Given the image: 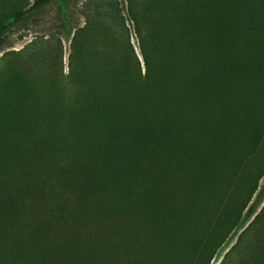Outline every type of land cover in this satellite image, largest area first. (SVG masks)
Returning <instances> with one entry per match:
<instances>
[{"label":"trees","instance_id":"obj_1","mask_svg":"<svg viewBox=\"0 0 264 264\" xmlns=\"http://www.w3.org/2000/svg\"><path fill=\"white\" fill-rule=\"evenodd\" d=\"M109 5L111 70L61 106L18 73L28 46L0 58V264L245 254L264 222V0H127L138 52Z\"/></svg>","mask_w":264,"mask_h":264},{"label":"rangeland","instance_id":"obj_2","mask_svg":"<svg viewBox=\"0 0 264 264\" xmlns=\"http://www.w3.org/2000/svg\"><path fill=\"white\" fill-rule=\"evenodd\" d=\"M110 1L113 0H54L29 12L3 37L0 42V58L8 52L28 46L16 56L17 70L22 77L18 76L49 107L61 106L65 92L68 91L65 88L67 82L76 85V92L83 93L98 84L100 75L111 70L109 59L113 47L108 40V18L107 14H100V11L114 13ZM116 1L138 52L132 23L128 19L127 0ZM32 3L33 0H0V23L13 13L28 9ZM94 10L98 12L93 14ZM86 16L89 17L87 21ZM83 25H86L85 33L84 30L78 31L79 26ZM98 25L102 29L104 26L106 32L101 33L97 29ZM73 50L77 52L75 58L70 55ZM57 111L63 112V107ZM47 113L44 117L48 123L57 117V114ZM263 182L264 177L260 184ZM242 251L245 254L240 252L228 255L224 264H264V222H257L253 235L247 237ZM222 255L214 257L210 264H219Z\"/></svg>","mask_w":264,"mask_h":264}]
</instances>
